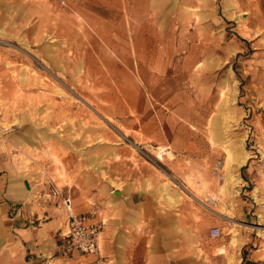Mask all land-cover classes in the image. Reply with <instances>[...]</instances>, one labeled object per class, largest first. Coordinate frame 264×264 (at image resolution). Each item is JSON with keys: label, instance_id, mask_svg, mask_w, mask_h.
<instances>
[{"label": "rangeland", "instance_id": "obj_1", "mask_svg": "<svg viewBox=\"0 0 264 264\" xmlns=\"http://www.w3.org/2000/svg\"><path fill=\"white\" fill-rule=\"evenodd\" d=\"M124 1L0 0V208L12 184L107 182L116 163L123 174L143 166L160 203L196 212V233L212 219V243L264 241V36L250 29L253 0H197L193 20L189 5L130 20ZM36 264L80 255L57 243Z\"/></svg>", "mask_w": 264, "mask_h": 264}, {"label": "crops", "instance_id": "obj_2", "mask_svg": "<svg viewBox=\"0 0 264 264\" xmlns=\"http://www.w3.org/2000/svg\"><path fill=\"white\" fill-rule=\"evenodd\" d=\"M124 3L130 20H143L159 12L168 18L177 9L184 15L181 5H189L184 8L190 13L191 6L196 8L197 0H125ZM251 5L250 29L257 30L255 36L259 38L261 34L264 36V0H253ZM167 6H173L171 14ZM193 15L196 16L190 13L192 20ZM122 151L125 155L129 153L127 149ZM245 160L246 153H241L236 165L241 166ZM110 171L107 182L92 174L61 186L57 182L52 186L31 184L28 188L24 182L12 184L6 195L8 202L0 208L1 219L3 214L12 215L7 225L1 222L0 226L6 242L2 264H36L51 256L57 243L61 244L57 237L66 228L69 211L103 222L98 255L71 254L80 255V264H264V241L256 234L242 233L236 238V247L231 245V238L212 243L208 229L217 227L212 219L207 221L204 217L205 223L196 233V212L187 211L186 216V210L160 203L162 189L149 179V172L143 166L135 172L130 166L123 174L117 171L116 163L114 172L112 168ZM151 185L154 188L150 189ZM63 196L70 198L69 211ZM218 247L224 248L225 253L218 254Z\"/></svg>", "mask_w": 264, "mask_h": 264}, {"label": "built area", "instance_id": "obj_3", "mask_svg": "<svg viewBox=\"0 0 264 264\" xmlns=\"http://www.w3.org/2000/svg\"><path fill=\"white\" fill-rule=\"evenodd\" d=\"M57 193H54L56 195ZM59 195V193H58ZM65 208L70 210V198L63 196ZM93 216L75 215L69 211L66 228L60 233V250L64 255L74 253L82 255H98L99 237L102 232L103 222L94 221ZM212 239L221 236L219 228L214 227L209 231Z\"/></svg>", "mask_w": 264, "mask_h": 264}, {"label": "bare ground", "instance_id": "obj_4", "mask_svg": "<svg viewBox=\"0 0 264 264\" xmlns=\"http://www.w3.org/2000/svg\"><path fill=\"white\" fill-rule=\"evenodd\" d=\"M213 199V198H212Z\"/></svg>", "mask_w": 264, "mask_h": 264}]
</instances>
